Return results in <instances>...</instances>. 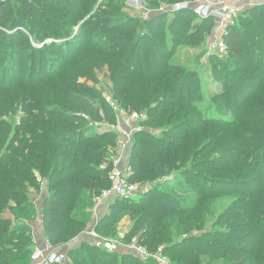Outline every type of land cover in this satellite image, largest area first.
Listing matches in <instances>:
<instances>
[{
    "label": "trees",
    "instance_id": "1",
    "mask_svg": "<svg viewBox=\"0 0 264 264\" xmlns=\"http://www.w3.org/2000/svg\"><path fill=\"white\" fill-rule=\"evenodd\" d=\"M181 1L147 0L153 12L133 17L124 0H0V264H31L38 217L46 240L67 249L66 264H157L88 240L71 246L109 187L117 155L116 132L92 122H117L105 94L147 114L138 125L151 131L132 134L127 165L129 181L148 188L112 199L96 231L114 237L128 217L125 241L136 236L171 264H264V0H237L251 4L224 36L226 58L207 57L221 82L213 94L202 91L196 70L171 59L180 44L199 47L215 26L194 14L195 0L171 10ZM65 5L74 10L57 16ZM29 15L37 27L22 18ZM17 25L49 44L37 49L22 28L4 31ZM46 47L68 54L61 68ZM97 72L108 90L86 84ZM225 195L233 198L215 216Z\"/></svg>",
    "mask_w": 264,
    "mask_h": 264
},
{
    "label": "built area",
    "instance_id": "2",
    "mask_svg": "<svg viewBox=\"0 0 264 264\" xmlns=\"http://www.w3.org/2000/svg\"><path fill=\"white\" fill-rule=\"evenodd\" d=\"M191 2L181 1L171 5V10H180L190 7ZM251 3H238L237 0H195L192 3V10L199 18H213L215 26L213 36L208 45L211 53L224 55L227 52V46L224 36L231 26H233L245 5ZM163 6V5H162ZM160 6L159 10H165ZM166 7V5H165ZM106 101L117 114V122L109 124L108 128L117 134V155L115 163L109 172V187L103 189L96 197L94 204L106 203L112 199H127L137 194L140 188L137 184L129 181L130 168L127 162H119L118 152L126 145L131 143L132 134L139 128L137 122L142 120V116L136 111H125L121 109L109 97ZM98 217L94 216L93 225L85 233L90 243L101 250L107 252H131L141 259L152 258L157 264H170L166 256L158 249L154 253H150L143 245L139 244L138 238L135 236L129 242H119L101 236L95 229ZM55 246L48 240H44L40 245H36L32 255L31 264H66L67 256L63 250Z\"/></svg>",
    "mask_w": 264,
    "mask_h": 264
},
{
    "label": "rangeland",
    "instance_id": "3",
    "mask_svg": "<svg viewBox=\"0 0 264 264\" xmlns=\"http://www.w3.org/2000/svg\"><path fill=\"white\" fill-rule=\"evenodd\" d=\"M68 1H73V0H68ZM103 1H105V0H98V2L96 3L97 5L98 4H100L101 2H103ZM146 1V2H145ZM183 1H187V0H183ZM124 5H125V7H126V13L129 15V16H135V17H137V16H142V17H147L149 14H151L152 12H153V8L154 7H152V6H149L148 4H147V0H124ZM161 3L162 4H164V3H166V2H164V1H161ZM41 7V8H40ZM40 7H39V10H41L42 12H44V13H49V12H51V10H53V8L52 9H50V7H48V6H45V5H41L40 4ZM162 7H164L165 8V5H163ZM62 10L57 14V16L58 15H62V14H65L66 12H72L74 9H67L66 8V5L65 6H62ZM66 8V9H65ZM91 15V14H90ZM90 15H88V16H86V18H89L90 17ZM31 17L32 16H30L29 15V19L30 20H27V19H25L24 17H22L24 20H26V21H28V23L31 25ZM41 17V16H40ZM39 17V18H40ZM58 21H60L61 22V19L59 18L58 19ZM66 23H67V21H65ZM82 22V21H81ZM32 23H33V25H31V26H33V27H37V24H35L34 23V21L32 20ZM72 24V23H71ZM4 27H6V24L5 25H3ZM2 26V27H3ZM17 26H19V25H17ZM79 26H80V23L77 25V26H73V27H71V29H73V32H78V29H79ZM17 28H22V30L25 32V34L26 33H28V34H30V38L31 39H29V41L30 42H33V46H35V47H37V49L38 48H41V47H43V45H44V43H47V44H49V41H50V38H46V39H43V38H36L35 36H34V34H32V33H30L26 28H24V27H21V25L19 26V27H13V28H11V29H7V30H5L4 29V31H7L8 33H10V34H15L16 33V31H17ZM27 35V34H26ZM212 36H213V33H211L210 34V36H209V38L206 40V41H204V43H202L199 47H197L196 45H194V44H180V45H178L177 47H176V52H175V55L171 58L173 61H175V62H178V63H180L181 65H183V66H188V67H190V68H192V69H194V70H196L198 73H199V78H200V82H201V87H202V91H204V92H206L205 91V89L206 90H208V92H206L207 94H213V93H215V92H217L218 91V89H219V87H220V85H221V82H217V81H215V79H214V77H213V75L211 74V72L210 71H208V70H210L209 68H210V62L208 61V56L209 55H216V54H214V53H211L209 50H208V45H209V43H210V41H211V39H212ZM43 40V41H40V40ZM38 43V44H37ZM31 44V43H30ZM31 46L32 45H30L29 46V43H27V45L25 44V47H24V49H23V52H24V55H23V59H27V57L29 56L28 55V53L30 52V51H32V49H31ZM45 47V46H44ZM67 47L68 48H70V46L69 45H67ZM18 50H20V49H18ZM45 51L46 52H48V53H51V55L52 56H59L58 58H59V63H60V68L62 67V65H64L65 64V62H63V61H65L66 60V58H67V55L68 54H66V55H58L57 54V52H55L54 51V49L53 48H45ZM54 54V55H53ZM50 54H49V56H51ZM217 56H219V58H226V56H227V54H224V55H217ZM8 57L6 56V55H4L3 57H2V60L4 61L5 59H7ZM49 58V57H48ZM48 58L45 60V63H47L48 62ZM20 60H22V59H20ZM6 61V60H5ZM17 61H19V60H17ZM25 61V64L24 65H26L27 64V60H24ZM61 61V62H60ZM20 62V61H19ZM58 62H55L56 64H57V67H58V65H59V63ZM44 63V64H45ZM47 65H48V63H47ZM24 69H25V67H24ZM25 70L23 71V75H25ZM37 74L35 73V76H36ZM82 80V79H81ZM95 81H97V83L95 84ZM80 82H82V83H84L85 81L84 80H82V81H80ZM86 84L88 85V86H93V84H95V86L96 87H98V88H103V90L106 88L107 90H108V88H109V86L111 85L109 82H108V80H105V77H104V74L103 73H99V72H97V80H91V79H89L87 82H86ZM221 88V87H220ZM105 94V93H104ZM107 97H110L111 98V96H108V95H106L105 94V100H106V98ZM142 116H144L143 117V119L142 120H144L145 119V117L147 116V114H146V112H145V110H141V111H138ZM142 120H140V121H138V123L137 124H139V122H141ZM92 122H94V124L95 125H97V127H98V129L100 130V131H102V130H108L109 128H108V125L106 124V123H108L107 121H105L104 119L103 120H95V121H92ZM139 126V125H138ZM145 130V131H151V129H150V127L148 126V125H145V126H139V128L137 129V130ZM110 130V129H109ZM136 130V131H137ZM153 131V130H152ZM153 132H157L156 130L155 131H153ZM170 178V179H169ZM165 179H168V181L169 180H171V177H164L163 179H162V181H164ZM135 184H137L138 186H139V188H140V191L139 192H143V190H145V189H147L148 188V184H141L140 182H134ZM138 194V193H137ZM135 196H136V194L135 195H133L132 197H130V198H127V199H122V200H129V199H131V198H135ZM232 198L233 197H231L230 195H225V196H223V198H220L217 202H216V205H215V209H214V211H215V216H217V214H219L220 212H222L223 210H224V208L230 203V201L232 200ZM110 203H112V200H108L107 201V204H110ZM107 209V211H106V213H108V211H109V205H108V208H106ZM105 213V214H106ZM126 218V220L125 221H122L123 219H125ZM130 227H132V222H131V220L128 218V217H123L113 228H114V230H115V236L114 237H110V236H107L108 238H110V239H112V240H117V241H119V242H121V243H123V242H126V241H122L121 240V237L122 236H120L119 235V233L121 234V232H124L123 230L125 229V230H127L128 228L130 229ZM112 228V229H113ZM66 237H67V235L66 236H63L60 240H59V242L61 243L62 241H65L66 240ZM75 241L76 240H74L73 241V243H75ZM59 243V244H60ZM59 244H57V245H59ZM74 245H78V244H71V246H74ZM60 246V245H59ZM62 246V245H61ZM59 250H63L65 253H67L68 251H67V249L66 250H64V249H59ZM166 258H167V260L169 261V263H170V260H169V258L166 256ZM68 264H70V262H68ZM171 264V263H170Z\"/></svg>",
    "mask_w": 264,
    "mask_h": 264
},
{
    "label": "crops",
    "instance_id": "4",
    "mask_svg": "<svg viewBox=\"0 0 264 264\" xmlns=\"http://www.w3.org/2000/svg\"><path fill=\"white\" fill-rule=\"evenodd\" d=\"M131 146H132V143L126 145L125 147H123V149H120L119 152H118V157H119V162H127L128 161V158L130 156V151H131ZM108 205L107 202L106 203H101V204H98L96 205V203L94 204V206L92 207L91 209V216H90V220H89V223H88V226L86 228L85 231L82 232L81 235H79L77 238H76V241L75 243L73 244H79L80 242L84 241V240H88L89 238L86 236V231L92 227L93 225V218L95 216L96 218V215L98 217V219H100L103 215H105L107 209L108 208ZM125 219H123L122 221H125ZM35 227H34V242H35V246L36 245H40L45 239H46V235L43 231V227H42V222H41V218L38 217L34 223ZM131 228V227H130ZM130 229L128 228L127 230H123L124 232H121V234L119 233L121 237V240L122 241H125V235L126 233L129 231ZM99 233V232H98ZM100 234V233H99ZM101 235V234H100ZM103 236V235H101ZM105 237V236H103ZM108 238V237H106ZM89 241V240H88ZM90 242V241H89Z\"/></svg>",
    "mask_w": 264,
    "mask_h": 264
}]
</instances>
